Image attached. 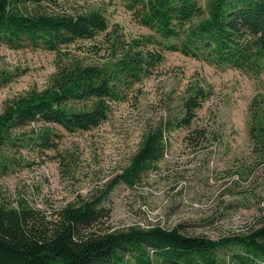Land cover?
Returning a JSON list of instances; mask_svg holds the SVG:
<instances>
[{
  "label": "trees",
  "instance_id": "16d2710c",
  "mask_svg": "<svg viewBox=\"0 0 264 264\" xmlns=\"http://www.w3.org/2000/svg\"><path fill=\"white\" fill-rule=\"evenodd\" d=\"M143 6L139 22L153 29L159 47L201 57L214 64L255 70L264 65V0H130ZM204 16H199L200 13ZM193 15L199 19L184 27ZM107 28L102 12L78 8L66 0H0V42L53 51L54 71L41 89L4 100L0 110V175L22 166L19 147L41 151L51 146L56 125L66 131L87 130L103 121L110 102L147 73L155 59L146 39L106 36L110 60L82 63L62 48L76 39L92 38ZM7 81L2 73L0 84ZM206 95L187 90L179 110L148 127L127 163L107 185L89 197H76L50 215L18 200L0 203V264H264V212L259 225L245 234L219 238L183 233L173 226L105 224L104 200L113 186L133 187L141 174L162 157L168 133L188 128ZM252 112L247 128L251 150L264 168V109ZM39 128L31 130L33 124ZM26 128V130H25ZM28 129V130H27ZM193 129L187 137L199 138ZM264 184V183H263ZM224 253V254H223Z\"/></svg>",
  "mask_w": 264,
  "mask_h": 264
},
{
  "label": "rangeland",
  "instance_id": "374dc122",
  "mask_svg": "<svg viewBox=\"0 0 264 264\" xmlns=\"http://www.w3.org/2000/svg\"><path fill=\"white\" fill-rule=\"evenodd\" d=\"M66 1L99 10L107 28L62 48L63 61L72 56L82 63H107L111 48L106 36L146 39L144 48L155 61L121 99L110 102L105 119L96 126L66 131L48 125L49 148L19 147L16 155L23 164L0 175V203L14 206L20 200L50 215L76 197L96 193L127 163L142 133L179 110L188 89L200 87L206 95L188 128L168 133L155 167L142 173L133 187H112L104 200L109 210L105 224L112 229L176 226L183 233L210 238L257 227L264 212V168L251 150L247 128L255 108L258 117L263 114L264 65L239 69L161 48L164 40L139 22L143 6L130 0ZM196 1L204 8L206 0ZM199 16H191L184 27ZM174 40L166 39L165 46ZM55 60L53 51L10 48L0 42V76L7 77L0 84V110L6 98L45 87ZM37 128L39 123L31 130ZM195 128L202 135L187 137Z\"/></svg>",
  "mask_w": 264,
  "mask_h": 264
}]
</instances>
